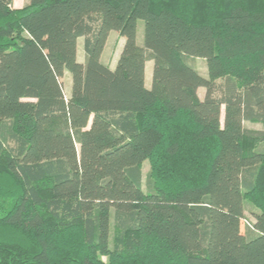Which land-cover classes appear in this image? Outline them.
Instances as JSON below:
<instances>
[{
  "label": "trees",
  "instance_id": "obj_1",
  "mask_svg": "<svg viewBox=\"0 0 264 264\" xmlns=\"http://www.w3.org/2000/svg\"><path fill=\"white\" fill-rule=\"evenodd\" d=\"M0 264H264V0H0Z\"/></svg>",
  "mask_w": 264,
  "mask_h": 264
},
{
  "label": "rangeland",
  "instance_id": "obj_2",
  "mask_svg": "<svg viewBox=\"0 0 264 264\" xmlns=\"http://www.w3.org/2000/svg\"><path fill=\"white\" fill-rule=\"evenodd\" d=\"M29 0H14L13 6H24L25 4L28 3ZM142 29H143V22L139 20L137 22L136 26V44L137 45H142ZM81 46H82V39H80ZM121 40L117 32L111 31L108 35L107 38V43L105 44L103 51L101 53V61L106 64V65H113L115 60L117 59V56L119 55V48H120ZM191 62L199 72V74L203 77L207 76V70H206V64L205 61L201 58H194L191 59ZM61 82L63 85V90L66 92L69 89L70 86V75L69 73L66 75H63L61 78ZM219 82V80H217ZM68 86V87H67ZM205 89L204 88H198L197 90V95L199 96L200 99L203 98ZM243 127L245 129H260L262 128L259 124H253L250 122L245 121L243 123ZM141 182H142V190L146 192V187H145V180L146 176L150 171V163L149 160H144L141 165ZM252 207L249 201L244 202V214H243V219L241 221V231L245 232L247 231V224H251L254 220L251 212ZM112 219H111V225H110V247H112L111 239H112ZM102 260H106L105 257H101Z\"/></svg>",
  "mask_w": 264,
  "mask_h": 264
},
{
  "label": "crops",
  "instance_id": "obj_3",
  "mask_svg": "<svg viewBox=\"0 0 264 264\" xmlns=\"http://www.w3.org/2000/svg\"><path fill=\"white\" fill-rule=\"evenodd\" d=\"M13 2H14V0H13ZM14 7L19 8V7H22V6H14ZM80 39H82V44H83V38L79 37L77 39V41H76V59H77L78 62L83 63V61H84V53H83V49H82V46H81ZM120 40H121V44H120L119 50L121 51V47L123 45L124 39L122 37H120ZM106 43H107V40H106ZM120 51H119V53H120ZM117 58H118V56H117ZM116 60H115V62H116ZM115 62H114V64L112 66L111 65H107V66L109 68H113L114 65H115ZM151 69H152V60H147L145 62V70H144V84H145V87H147V88L150 86ZM67 74H68L67 72H64V75H66V77H67ZM69 90H70V86H69V89L66 92H64L65 96H68Z\"/></svg>",
  "mask_w": 264,
  "mask_h": 264
}]
</instances>
